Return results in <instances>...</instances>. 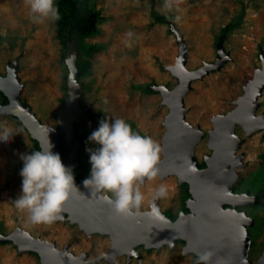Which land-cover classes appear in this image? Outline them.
<instances>
[{
    "label": "rangeland",
    "instance_id": "rangeland-1",
    "mask_svg": "<svg viewBox=\"0 0 264 264\" xmlns=\"http://www.w3.org/2000/svg\"><path fill=\"white\" fill-rule=\"evenodd\" d=\"M73 1L79 5L85 0ZM86 3L93 10L97 31L65 42L58 20L33 23L25 0H0V77L10 75L19 101L42 127L58 130L63 112L70 107L69 99L74 98L72 125L78 165L73 173L83 182L91 167L86 148L98 147L88 143V136L106 116L135 124L162 148L164 120L170 111L163 89L171 91L178 85L173 70L181 66L198 74L189 81L183 106L193 132L200 131L193 154L196 164L204 167V158L211 151L208 139L213 118L234 109L247 88L264 76V0ZM154 14L171 21L154 22ZM93 44L104 48L90 49ZM140 84H149L151 92L135 87ZM7 103L0 89V125L15 132L9 144L0 145V264H44L38 252L18 244L26 238L21 236L24 233L63 251L65 259L81 258L83 264H194L197 254L187 250L181 238L173 246L141 244L134 247L136 255L116 253L109 258L110 237L86 232L65 213L51 225L32 224L14 200L21 191L20 155L41 148L16 113L1 112ZM252 107L250 118L262 117L264 125V87ZM230 136L240 162L227 165V171H234L227 188L244 199L222 208L241 215L240 224L249 235L247 258L251 264H259L264 253V126L246 131L235 124ZM184 183L173 174L145 179L139 221L144 223L154 206L171 220L190 212L187 202L192 196ZM161 184L167 186L168 195L153 199Z\"/></svg>",
    "mask_w": 264,
    "mask_h": 264
},
{
    "label": "water",
    "instance_id": "water-1",
    "mask_svg": "<svg viewBox=\"0 0 264 264\" xmlns=\"http://www.w3.org/2000/svg\"><path fill=\"white\" fill-rule=\"evenodd\" d=\"M177 69L181 74H186V78L169 101L172 108L164 120L166 131L162 138L163 158L159 160L157 167L158 176L173 174L178 177L180 183L185 182L188 185L192 196V200L187 202L190 212L180 213L171 220L154 206L152 212L147 213L144 223L137 217L126 219L117 215L99 194L90 193L82 181L75 178L80 191L74 192L64 204L61 216L65 213L71 223L78 224L88 233L108 235L111 242L107 254L109 258L116 253L136 255L134 247L141 244L145 247H160L166 243L173 246L174 240L181 238L186 241V249L195 254L211 250L214 253L212 264H251L247 258L249 235L240 224L241 215L222 207L225 203H238L244 199L237 197L227 188L234 174L233 170L227 171V165L234 166L240 162V157H236L234 153L236 142L232 140L230 134L236 121H241L246 131L256 126H264L262 117L254 120L250 118L252 103L264 87V76L247 88L236 101L234 109L213 118L212 122H216V125L208 140L212 148L211 156L205 157V166L199 168L193 150L200 131L193 132L184 117L183 106V97L188 90L189 81L198 74H188L181 66ZM0 82H9L11 85L10 75L0 77ZM177 86H180L179 82ZM177 86L171 91L163 89V97L164 94L174 91ZM4 93L8 103L1 108V112H18L16 115L30 135L38 141L41 150L47 149L49 141L53 140V151L60 154L62 162L73 172L78 165V147L74 144L72 125L74 114L72 106L77 104L74 98H68L71 100L70 107L63 112L61 126L55 130L39 125L19 101L15 89L11 97L5 91ZM39 137L40 141L37 139ZM223 159L230 162L224 164ZM10 238L13 239L12 236ZM27 238L30 239L28 236ZM29 242L39 247L38 250H33L41 257H46L48 264H83L81 258L73 262L65 259L63 251L57 252L49 243H42L38 239H30ZM259 264H264V253L259 258Z\"/></svg>",
    "mask_w": 264,
    "mask_h": 264
},
{
    "label": "clouds",
    "instance_id": "clouds-1",
    "mask_svg": "<svg viewBox=\"0 0 264 264\" xmlns=\"http://www.w3.org/2000/svg\"><path fill=\"white\" fill-rule=\"evenodd\" d=\"M33 23L60 19L56 0H25ZM15 132L0 125V145L9 144ZM88 143L98 145L86 148L89 153L90 174L83 185L90 193L100 194L114 212L126 219L141 215L145 196L141 184L158 176L161 146L151 136L133 130L124 118L107 116L88 136ZM47 149L21 154V191L14 200L15 207L26 211L32 224L51 225L61 220L64 204L74 192H79L72 169L66 166L59 153ZM198 166V165H197ZM199 167V166H198ZM202 168V167H199ZM168 195L167 186L155 189L153 199ZM211 250L196 255L194 264H212Z\"/></svg>",
    "mask_w": 264,
    "mask_h": 264
},
{
    "label": "trees",
    "instance_id": "trees-1",
    "mask_svg": "<svg viewBox=\"0 0 264 264\" xmlns=\"http://www.w3.org/2000/svg\"><path fill=\"white\" fill-rule=\"evenodd\" d=\"M56 2L60 13V19L58 20L59 30L65 42L77 41L81 35H89L97 31L93 10L88 6L86 0L79 5L73 0H56ZM153 21L168 23L171 19L165 15L154 14ZM103 48L104 45L101 44H93L90 46V49L93 50ZM135 87L143 92H151L149 84H140ZM131 126L133 130L143 135L135 124L132 123ZM201 165L202 164H198L199 167H201ZM186 185L187 184H185V186Z\"/></svg>",
    "mask_w": 264,
    "mask_h": 264
},
{
    "label": "bare ground",
    "instance_id": "bare-ground-1",
    "mask_svg": "<svg viewBox=\"0 0 264 264\" xmlns=\"http://www.w3.org/2000/svg\"><path fill=\"white\" fill-rule=\"evenodd\" d=\"M173 73L175 74V76L178 78V80H179V83H180V86H177V88L174 90V91H172V92H170V93H167V94H164V99H165V103H166V105L167 106H169L170 107V110H171V108H172V106H171V104H170V98H172V96H175V94H174V92L176 91V90H178L182 85H183V82L185 81V76H186V74H181L180 72H179V70L176 68V69H174L173 70ZM188 74H190L189 72H188ZM187 74V75H188ZM7 83V84H6ZM9 82H0V89L2 88L6 93H7V95L8 96H12V94H13V91H14V89H13V87L11 86V85H9L8 84ZM254 83H255V81H254ZM254 83H253V85H254ZM254 87V86H253ZM236 105H237V103H236ZM12 112H14V111H12ZM16 114H18V112H16ZM169 114V113H168ZM235 124H239V125H241L242 127H243V123L241 122V121H236L235 122ZM215 125H216V122H213V129L211 130V132H209V137L212 135V131H214V129H215ZM34 135V134H33ZM38 140L40 139V137L39 138H37ZM209 140V139H208ZM40 141V140H39ZM53 142V140L51 141V143ZM39 144V143H38ZM53 144V143H52ZM208 148L211 150L210 151V154L209 155H206L205 157H207V158H209L210 156H211V152H212V148L210 147V145H209V143H208ZM205 159V158H204ZM223 162H224V164H226L227 162H230V160H228V159H223ZM170 175H172V174H170ZM22 236V238L23 237H26V238H24V239H22V241L20 240V242H19V244L21 245V244H24L23 246L25 247V248H31V249H37L38 250V246H36L35 244H33V243H31V242H29V238H27V234H22L21 235ZM20 236V237H21ZM19 238V235L17 234V236H16V238L15 239H18ZM24 241V242H23ZM23 242V243H22ZM42 243H44V242H42ZM111 243V242H110ZM190 251V250H189ZM37 252V251H36ZM60 253V252H59ZM42 259H43V261L45 262V263H47L48 264V262H47V258L46 257H44V256H42ZM67 259H69L71 262H73V261H75L74 260V258L72 257V258H67Z\"/></svg>",
    "mask_w": 264,
    "mask_h": 264
}]
</instances>
